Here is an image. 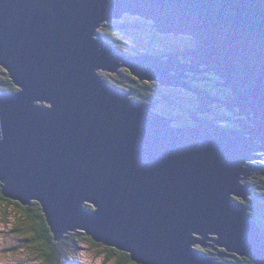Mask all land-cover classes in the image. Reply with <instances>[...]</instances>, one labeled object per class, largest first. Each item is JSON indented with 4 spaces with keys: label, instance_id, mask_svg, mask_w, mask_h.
Masks as SVG:
<instances>
[{
    "label": "water",
    "instance_id": "water-1",
    "mask_svg": "<svg viewBox=\"0 0 264 264\" xmlns=\"http://www.w3.org/2000/svg\"><path fill=\"white\" fill-rule=\"evenodd\" d=\"M125 15L194 46L125 54L99 32ZM0 67L19 89L0 92L2 195L39 203L56 241L82 232L135 264H223L208 245L264 264L246 206L248 181L264 177V0H0ZM122 69L197 95L194 125L99 74ZM188 72L215 73L227 101ZM217 103L236 128L199 116Z\"/></svg>",
    "mask_w": 264,
    "mask_h": 264
},
{
    "label": "trees",
    "instance_id": "trees-1",
    "mask_svg": "<svg viewBox=\"0 0 264 264\" xmlns=\"http://www.w3.org/2000/svg\"><path fill=\"white\" fill-rule=\"evenodd\" d=\"M132 22L133 23H116L111 25V27L109 26L108 28L102 29L101 33L104 34L107 41L109 40L113 43H111V45H113L114 48L128 55H141L143 53L160 55L171 51L187 52L194 46L190 37H177L173 34H161L151 29L150 26H152V23L147 22L144 19L132 18ZM124 26L131 28L133 31ZM128 42L132 43L127 44ZM106 80L116 88H119L126 93H130L132 96L131 98L137 102H149V100H154L155 102L160 103L159 107L157 106V110L169 117H171L174 111V109L168 107L169 101L173 100L177 103L181 102L188 107H190L189 105H193V101L189 103L190 99L185 98L187 97L185 96V93L175 91L171 93V95L164 90L159 83L140 82L126 69H122L121 73L116 74L114 79L106 77ZM204 87H206L204 89L211 90L215 94L216 89H213L212 86L204 85ZM18 91L19 89L14 85L8 73L0 67V92ZM219 93L226 98L230 95L228 89L220 90ZM217 96H219V94H217ZM194 101L196 102L197 99H194ZM214 108L215 114L213 119L217 122H221L218 123L219 125L228 128L237 127L236 125H232L233 121L228 120V118H232L233 115L226 108L222 107L219 103L215 104ZM194 109L195 108L192 107V111ZM179 119L182 120V124L187 122L186 118L183 119L179 116ZM179 123H181V121L176 123V125L180 126ZM248 183L252 186L253 190V195L251 197L252 203L246 205L252 209V211L248 212V216L252 221L256 222L257 226L264 232V177L255 173ZM12 206H15V208L19 210V219L26 224L24 233L28 234L26 238H23L24 245L17 246L12 250L18 251L22 248L29 247L27 245L32 244L38 251V256L41 261L40 264H76L73 260L64 255L65 250L63 249V246L67 245V241H72L73 243L78 242L76 237L85 236L84 233H70L66 235L62 241H56L49 225L47 224L40 204L34 202L30 206L24 207L17 202L5 199L2 195L0 183V210L3 207L6 211H10ZM86 208L88 210L93 209L89 205L86 206ZM21 225L22 223L18 226ZM18 226L16 229L23 232V227ZM203 252L208 257H220L219 255L223 253V250H216L214 252L205 249ZM104 253L106 255L104 264H109L112 261H114V264H135L131 260L129 254L120 252L114 248L108 247L107 253ZM225 260L230 264H256V260L252 257H239L237 255H233L232 258H225Z\"/></svg>",
    "mask_w": 264,
    "mask_h": 264
},
{
    "label": "rangeland",
    "instance_id": "rangeland-1",
    "mask_svg": "<svg viewBox=\"0 0 264 264\" xmlns=\"http://www.w3.org/2000/svg\"><path fill=\"white\" fill-rule=\"evenodd\" d=\"M139 18V17H138ZM118 21V20H116ZM106 25V24H104ZM117 29V28H116ZM108 33V32H107ZM141 34V33H140ZM104 35V34H103ZM143 35V34H142ZM140 36V35H139ZM105 37V36H103ZM128 38V37H126ZM105 42V38H102ZM109 42V43H108ZM123 42V41H122ZM110 44L109 40L106 42ZM132 42H128L127 44H131ZM113 44V43H112ZM111 45V44H110ZM113 46V45H112ZM202 68L206 69V66ZM99 74L106 79V77L115 78L116 74H110L109 72L99 71ZM195 74V73H194ZM214 94V93H213ZM231 94V93H230ZM214 95H217L216 93ZM132 97V96H131ZM218 99L222 101H227L229 97H223L222 95L216 96ZM197 101L195 106V111L198 106V97L196 95ZM213 107V106H212ZM211 107V108H212ZM212 117L215 123L217 122ZM242 119L241 117H239ZM237 118V120L239 119ZM236 118H234L233 123L235 124ZM237 126V125H236ZM236 128V127H233ZM19 210L12 206L10 211H6L3 207L0 210V264H40L41 261L38 256V251L34 247V245L29 244L20 250H12L17 246L24 245L23 238H26L28 234L24 233L26 229V224L23 223L22 220L19 219ZM21 226H18L21 224ZM23 227V232L18 231L16 227ZM30 237V236H29ZM210 238H214V236H210ZM78 240V244L73 243L72 241H67V245L63 246L64 255L73 260L76 264H104V260L107 253L108 247L103 246L101 244L95 243L89 236L85 234V236L76 237ZM208 244H215L214 242H207ZM216 245V244H215ZM208 250L214 251L211 245H208ZM199 249V246H197ZM215 252V251H214ZM109 264H114V261Z\"/></svg>",
    "mask_w": 264,
    "mask_h": 264
},
{
    "label": "flooded vegetation",
    "instance_id": "flooded-vegetation-1",
    "mask_svg": "<svg viewBox=\"0 0 264 264\" xmlns=\"http://www.w3.org/2000/svg\"><path fill=\"white\" fill-rule=\"evenodd\" d=\"M132 18H138V17H136V16H130V15H125L124 17H122L121 19H119L118 21H114L113 23H111V24H108V27L110 26L111 27V25H114V24H116V23H119V22H126V23H128V22H131V23H133L132 22ZM108 27H106V26H102L100 29H99V32L101 33V30L102 29H105V28H108ZM125 27V26H124ZM125 28H129V27H125ZM150 28L151 29H153V30H155V31H157L154 27H153V25L152 26H150ZM128 30V29H127ZM129 30H131V28H129ZM131 31H133V30H131ZM158 32V31H157ZM102 34V33H101ZM104 35L102 34V38H106V37H103ZM106 40V39H105ZM107 42V41H106ZM109 43V42H108ZM111 44V43H110ZM181 60H182V62H184L185 64H188V62H190L189 60H190V58H182L181 57ZM203 70H206L205 68H202ZM186 75L188 76V79H187V81H190L191 83H192V86L194 87V88H206V87H204V85H207V86H212L213 87V89H216V94H219V91L220 90H225L226 88L225 87H223V86H221V83H220V81H221V79L220 78H218L217 77V75L215 74V73H213V72H206V73H203V74H200V75H195L194 73H191V72H188V73H186ZM195 79V80H194ZM164 90H166L169 94H171V93H173V92H175V91H177V92H181V93H185V96H187V97H185V98H187V99H190V101H189V103H191L192 101H193V105L191 106V105H189L190 107H188V106H185V104L184 103H181V102H176L180 107H177V106H175V105H172V106H169L168 105V107H170L171 109H174V111H173V114L171 115V118L174 120V121H176L175 122V125H176V123H178V122H180L181 121V123H179L180 124V126H193L194 125V123L191 121V119H190V113L192 112V107L193 108H195V106H196V102L194 101V99H197L196 98V95L194 94V93H192V92H189V91H187V90H184V89H180V88H168V87H162ZM172 95V94H171ZM173 101V100H172ZM155 102V101H154ZM156 103H158V102H156ZM159 105H160V103H158V107H159ZM213 109H212V112H211V114H209V115H199L200 117H202V118H206V119H212V117L214 116V114H215V108H214V105H213V107H212ZM156 110H157V107H156ZM231 113V112H230ZM233 115V114H232ZM175 118H174V117ZM179 116L180 117H182L183 119L184 118H186L187 119V122H184V124H182V120L181 119H179ZM234 118H236V120H237V117L235 116V115H233V117L232 118H228V120L229 121H232V120H234ZM217 124V123H216ZM219 125V124H218ZM232 125H234V123H232ZM177 126V125H176ZM221 126V125H220ZM208 250V249H207ZM216 250H220V249H216ZM216 250H214V251H216ZM209 257H212V258H214L217 262H219V263H223V264H230L227 260H225V258H221V257H216V256H209Z\"/></svg>",
    "mask_w": 264,
    "mask_h": 264
},
{
    "label": "clouds",
    "instance_id": "clouds-1",
    "mask_svg": "<svg viewBox=\"0 0 264 264\" xmlns=\"http://www.w3.org/2000/svg\"><path fill=\"white\" fill-rule=\"evenodd\" d=\"M184 37H187V36H184Z\"/></svg>",
    "mask_w": 264,
    "mask_h": 264
},
{
    "label": "bare ground",
    "instance_id": "bare-ground-1",
    "mask_svg": "<svg viewBox=\"0 0 264 264\" xmlns=\"http://www.w3.org/2000/svg\"><path fill=\"white\" fill-rule=\"evenodd\" d=\"M146 21V20H145Z\"/></svg>",
    "mask_w": 264,
    "mask_h": 264
}]
</instances>
